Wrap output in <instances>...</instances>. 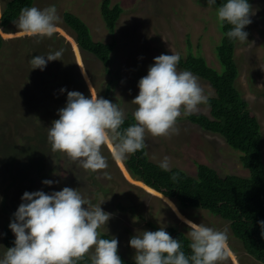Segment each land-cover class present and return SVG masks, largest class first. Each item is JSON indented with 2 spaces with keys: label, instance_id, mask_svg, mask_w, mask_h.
Here are the masks:
<instances>
[{
  "label": "rangeland",
  "instance_id": "374dc122",
  "mask_svg": "<svg viewBox=\"0 0 264 264\" xmlns=\"http://www.w3.org/2000/svg\"><path fill=\"white\" fill-rule=\"evenodd\" d=\"M9 1L0 0V17ZM103 2L35 0L33 6L44 9L55 5L58 10L59 28L51 38L22 36L14 23L6 31L0 29L3 38L0 51V258L7 251L3 229L14 219L23 193L37 190L51 193L71 187L94 204L104 201L101 207L112 217L100 231L117 238L118 247L131 260H134L135 249L131 248L129 240L134 235L145 230L156 231L162 226L166 231L175 227L187 235L190 229L185 219H190L218 230L228 229L230 255L225 264H262L233 236L230 222L205 210L179 208L186 212L179 211L175 202L133 178L121 162H115L108 145L103 146L102 152L107 157L106 171L111 179L101 172L85 170L66 153L52 150L48 127L59 118L58 110L67 101V92L61 93V88L118 103L127 119L138 107L132 103L139 93L138 81L147 75L155 57L179 52L181 59H186L191 53L204 58L211 68L222 70L216 51L222 39L214 9L217 5L210 7L207 0H112L113 5L123 8V13L115 31L111 32L102 17ZM250 4L254 15L252 23L244 29L249 34L248 41L238 42L235 51L239 68L236 87L261 125L264 152V0H252ZM65 13L83 20L94 41H116L107 68L94 55L79 48L76 34L64 22ZM60 49L64 50L62 60L48 62L43 71L32 70L29 63L32 57ZM178 69L184 70L180 65ZM199 80L206 93L216 94L208 81ZM108 86L109 97L106 95ZM197 113L209 115L210 108L201 105ZM177 127L179 134L166 138L146 132L150 161L160 163L168 156L172 169L182 170L189 176L197 174L199 164L215 169L223 177L249 176L241 163L242 153L229 147L223 137L202 130L184 116L178 118ZM45 179L54 183L44 185ZM87 254L92 257L94 248Z\"/></svg>",
  "mask_w": 264,
  "mask_h": 264
},
{
  "label": "clouds",
  "instance_id": "9594fccd",
  "mask_svg": "<svg viewBox=\"0 0 264 264\" xmlns=\"http://www.w3.org/2000/svg\"><path fill=\"white\" fill-rule=\"evenodd\" d=\"M216 2L207 0L210 7ZM214 9L221 27L225 24L232 26L225 33L230 40L248 41L249 34L244 29L252 23L251 16L254 15L249 0H223ZM60 19L55 5L44 9L26 6L13 23L22 36L43 39L51 38L58 31ZM63 52L60 49L32 57L29 61L32 70H45L48 62L62 60ZM181 60L179 52L154 58L147 75L138 81L139 93L132 100L138 106L132 115L135 123L126 128H122L125 113L118 103L102 96L88 97L79 91L61 88V93L67 92V101L58 110L59 118L48 127L52 150L66 153L85 170L101 172L105 178L111 179V174L106 171L108 160L102 152L103 146L108 145L114 161L121 162L120 165L125 166L133 178L143 182L132 175L127 162L137 151L145 152L150 161L146 132L163 138L179 134L178 118L184 116L187 119V116L197 113L201 105L210 102L211 94L206 93L199 77L190 70L178 69ZM152 163L163 171L172 170L168 156H164L160 163ZM171 179L177 181L178 174L173 173ZM42 183L50 186L54 181L45 179ZM21 200L9 224L15 235L14 246L7 248L0 264H78L85 255L92 259V264H123L121 258L132 264H225L230 255L226 227L218 230L185 219L190 229L187 232L190 253L184 251L181 240L173 238L162 226L156 231H142L129 240V245L135 249L134 261L122 253L117 238L101 233L102 226L107 225L112 217L102 209L104 201L94 204L78 189L71 187L51 193L25 191ZM168 203L175 211V206L170 201ZM259 224L264 229V221H259ZM102 235L108 238H102ZM93 248L94 254L90 257L87 253Z\"/></svg>",
  "mask_w": 264,
  "mask_h": 264
},
{
  "label": "trees",
  "instance_id": "16d2710c",
  "mask_svg": "<svg viewBox=\"0 0 264 264\" xmlns=\"http://www.w3.org/2000/svg\"><path fill=\"white\" fill-rule=\"evenodd\" d=\"M34 1H9L0 17L1 31H6L11 23L18 19L21 9L33 6ZM251 1L249 0V3ZM222 2L223 0H217L216 5L219 7ZM101 13L107 27L114 32L123 8L119 4L113 5L112 0H104ZM64 22L76 34L79 47L94 55L107 68L111 63L116 41H94L88 25L72 13L64 14ZM231 27L228 24L219 27L222 39L216 51L222 67L221 72L208 66L204 58L191 53L186 59H182L179 65L208 81L216 91L215 95L210 96V102L207 104L210 107L209 115L195 113L187 116V119L203 130L219 134L232 149L241 152V163L249 171V176L222 177L216 170L204 164L198 165L195 176H189L179 169L166 172L159 165L150 162L146 153L141 151L131 154L127 167L133 176L140 178L151 189L174 200L181 210H206L230 222L233 236L242 242L250 256L264 264V229L259 224V221H264V152L261 125L236 87L239 68L235 50L238 42L225 35ZM2 44L3 38L0 35V51ZM106 95H110V86ZM133 123L135 120L131 115L125 119L122 128ZM173 173L178 174L177 181L171 179ZM147 225L154 226L152 223ZM167 232L173 238L181 240L184 251L190 253V241L183 231L173 227ZM106 237L107 235H102V238ZM3 238L6 249L14 246L15 236L7 225L3 229ZM121 260L123 264H132L125 263L122 258ZM78 264H92V259L85 255Z\"/></svg>",
  "mask_w": 264,
  "mask_h": 264
}]
</instances>
